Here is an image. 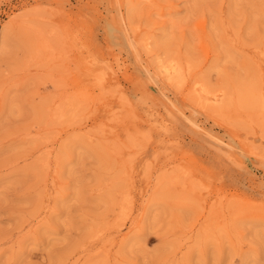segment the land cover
<instances>
[{"label": "rangeland", "instance_id": "1", "mask_svg": "<svg viewBox=\"0 0 264 264\" xmlns=\"http://www.w3.org/2000/svg\"><path fill=\"white\" fill-rule=\"evenodd\" d=\"M0 264H264V0H0Z\"/></svg>", "mask_w": 264, "mask_h": 264}, {"label": "bare ground", "instance_id": "2", "mask_svg": "<svg viewBox=\"0 0 264 264\" xmlns=\"http://www.w3.org/2000/svg\"><path fill=\"white\" fill-rule=\"evenodd\" d=\"M171 67V66H170ZM174 69V68H173ZM173 69H171V71L173 70ZM168 70V69H167ZM174 71V70H173ZM170 72V71H169ZM171 73V72H170Z\"/></svg>", "mask_w": 264, "mask_h": 264}]
</instances>
